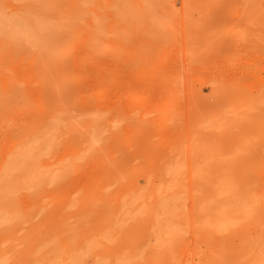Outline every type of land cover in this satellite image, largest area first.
Masks as SVG:
<instances>
[{
	"label": "rangeland",
	"instance_id": "1",
	"mask_svg": "<svg viewBox=\"0 0 264 264\" xmlns=\"http://www.w3.org/2000/svg\"><path fill=\"white\" fill-rule=\"evenodd\" d=\"M121 1L49 0L53 20L83 8L59 33L66 53L0 35V167L46 129L38 171L73 160L59 183L17 191L0 264H264V0ZM0 5L21 17L32 3ZM166 184L186 210L171 249L142 212Z\"/></svg>",
	"mask_w": 264,
	"mask_h": 264
},
{
	"label": "bare ground",
	"instance_id": "2",
	"mask_svg": "<svg viewBox=\"0 0 264 264\" xmlns=\"http://www.w3.org/2000/svg\"><path fill=\"white\" fill-rule=\"evenodd\" d=\"M27 1L32 3V6L31 8L28 9V12H22V14L23 13L25 14L20 15L21 17L15 16V15L12 16V14L8 16L7 13L3 10V7L0 5V35L7 34L14 40H18L22 42L30 41L34 44L35 47L37 46V47H41L44 49H49L53 53H66L67 49L61 50L60 48V43H59L60 41L58 38L60 35L59 33L63 32L62 31L63 28L68 29L73 25L74 19L80 16L81 10L83 8L81 9V7L78 8L75 6L73 8L74 10L72 13L65 12V14H63L62 17H59V19L57 20H53L52 17L50 18V16H47V12L49 11L48 9L49 8L52 9L51 7L55 6V5L49 4L48 3L49 0H27ZM85 1H88V0H85ZM121 2L122 4L125 3V5H127L128 3L126 2H129V1L122 0ZM135 4L136 3H134L133 5ZM128 6L131 8L132 5L128 4ZM122 7H125V6L122 5ZM131 11L132 10H130V12ZM118 13H120V16H122L121 11ZM95 21H98V20H95ZM98 22L100 23V20ZM98 25L99 26L94 25L96 27H94V29L92 30L93 32L96 28V31L93 32L95 35H98L100 33L101 26L100 24ZM101 31L103 30L101 29ZM91 36H94V35L92 34ZM97 38H100V37H97ZM94 41L97 42L96 40ZM16 97L17 96H15V98ZM0 102H2V100H0ZM5 105L3 106V109L7 108L5 107ZM0 108H1L0 110L3 112L4 110L2 109V107ZM161 112H164V110H161ZM54 118H57V116ZM58 124L60 125L61 122L59 121ZM162 126H164V124L161 125L160 127ZM49 130L50 129H46L45 131L38 130L37 133L35 134L33 133L27 136L26 139L20 142V144L17 146L16 149L14 148L13 150L11 149L10 156L6 159V161H4V163H2L0 167V200L4 199L6 201V205L3 206L2 208L0 207V226L2 225L5 226V224H9V223L11 225L13 223L17 225V223L21 221L22 219L21 210H20L21 208L18 207L17 205L18 201H16V195H17L16 193L19 189L21 190L18 191V193L20 192L26 193L27 190L32 189V188L31 189L25 188L26 186H28L29 188V185L34 188H39L43 184L59 183L66 176L67 172L69 171L68 168H70L73 165V160L71 161L69 160L65 162L64 164L60 165L61 167H59V171L53 170L49 172L48 169L38 171V169L35 166L38 155L45 153L49 149V147L54 143L52 139V135L49 133ZM90 136H89L88 142L90 145H94L102 138V132L97 130L93 134V136L91 137ZM75 157L77 156L75 155ZM177 164H179V162ZM180 166L182 167V165H178L172 170L169 169L171 172H173V174L169 172V175L171 174L173 176V179H175L178 173L180 172L181 170ZM23 168L29 169V172L27 176H24L22 178V177H19V173L20 171L23 170ZM166 185L163 186V191H167L168 196L166 198H161V196L160 197L157 196V200L156 201L154 200L155 202H152L153 204L149 205L148 207H146L145 205L143 207V209L145 210L144 211L141 210V211L144 212V214L146 212L148 213V223H147L148 231H150L156 237L155 240L157 241H154L156 242L155 243L156 248H159L161 247V245L167 243L166 245H168L169 248L171 249V246H173L175 240L179 239V237L182 235V229H183L182 227L184 226L183 224L185 223L182 221L180 215H182V213L185 212L186 210L183 211L184 210L183 207L185 203H184V196L182 195V191L175 190L172 186L173 184L172 185L170 184L167 186ZM24 188H25V191H22ZM33 189L30 192H32ZM158 189H162L161 182H159L157 185V190ZM28 194H29V191H28ZM135 196L138 197L137 195ZM132 198L129 199V201L128 199L125 200V201H128V202L124 201L126 204L125 203L122 204L124 205L122 207H128V211L130 210L129 206L131 205L132 202H134L133 201L134 198L133 199ZM70 205L72 204L70 203ZM35 206L32 205L33 208H35ZM31 209L32 208H30V210ZM36 209L37 207L35 208V210ZM39 209L40 207H38V210ZM187 227H184V228H187ZM98 241H99L98 239H93L92 241H90L88 245V249L95 248L96 245L98 244ZM154 242H152L153 245H154ZM156 250L158 251L159 249H156ZM160 250L162 251L163 249H160ZM160 250L157 252L159 254V257L162 255L160 253ZM85 252H87V250H83L81 253H77L76 255L71 256V258H69V259L73 258L71 263H75L76 261L83 260L86 254ZM163 256H167V255H163ZM157 257L155 258L157 259ZM261 261H262V258H261ZM126 262L127 260L126 259L124 260V258L119 259V264H126Z\"/></svg>",
	"mask_w": 264,
	"mask_h": 264
}]
</instances>
